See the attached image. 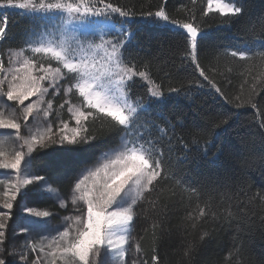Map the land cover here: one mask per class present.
<instances>
[{"label":"snow or ice","instance_id":"6c2138e0","mask_svg":"<svg viewBox=\"0 0 264 264\" xmlns=\"http://www.w3.org/2000/svg\"><path fill=\"white\" fill-rule=\"evenodd\" d=\"M248 5L249 0H207L201 16L215 12L233 24L264 23V13H252ZM184 9L180 5L174 14L169 0L139 12L113 0H0V42L8 35L4 10H21L34 25L23 46L8 50L7 65L0 56V170H11L0 171V264H149L141 244L149 234L151 264H164L161 253L177 189L182 198L188 194L185 208L190 209L182 220L180 264H201L197 258L213 238L205 225L229 221L232 213H219L202 187L178 174L179 165L218 159L224 149L214 141L243 140L240 133L247 126L260 146L249 152L245 168L254 164L264 179V119H256L264 117V73L249 82L251 72L245 69L239 91L229 95L232 69L219 73L227 81L221 87L213 78L217 67L203 65L210 55L203 46L208 38L203 21L191 9L179 15ZM142 31L167 36L168 61L174 66L178 57L191 67L192 78L172 86L154 76L151 61L132 52L151 48V39L136 40ZM223 54L242 62L258 59L264 66V39L229 45ZM240 109L255 110L253 119L241 120ZM10 141L17 147L9 154L4 148ZM174 144L182 153L176 162L171 160ZM44 149H53L45 154L57 159L42 170L62 172L56 183L71 177L63 197L49 176L33 171V153ZM233 184L237 196L248 195L246 176L237 178L230 167L223 185ZM30 185L45 188L61 208L70 203L74 214L63 218V230L49 228L46 219L28 220L48 235L38 231L39 239L30 238L17 260L15 248L9 252L7 247L15 234L8 221L14 204L20 206L18 195L23 198ZM253 198L264 200L260 194ZM20 207L33 217L53 216L50 210ZM239 255L233 244L222 264H238Z\"/></svg>","mask_w":264,"mask_h":264},{"label":"trees","instance_id":"16d2710c","mask_svg":"<svg viewBox=\"0 0 264 264\" xmlns=\"http://www.w3.org/2000/svg\"><path fill=\"white\" fill-rule=\"evenodd\" d=\"M113 2L121 6L134 8L139 12L147 9L149 4L155 5L158 0H113ZM225 2H228V0H225ZM180 5H184L185 9L179 15L183 16L186 14L187 9H191L197 15V18L203 21L202 28L208 33V38L203 42V46L205 51L210 54L207 60H203V65L206 68L210 66L217 67V73L213 78L220 83L221 87H225L227 81L219 73L225 72L226 68L232 69V72L228 74L232 84L226 89L229 95L239 91L240 84L244 80L241 72L245 71V69L251 72V76L248 77L249 82H251L252 77H260L261 73H264V66H261L258 59L254 62H242L223 54L229 45L240 47L244 42L264 39V23L253 19L251 23L233 24L215 12L210 13L208 17H202L201 11L207 6V0H197L195 5L191 3V0H169V7L174 11V14L175 9ZM248 7L252 13H264V0H249ZM4 14L9 17V24L6 29L8 35L4 41L0 42V56L6 60L7 51L23 46L26 39V31L33 28L34 25L21 14V10H4ZM147 39L152 41L150 49L146 48L142 51L132 49V52L143 61H151L154 76L163 79L166 85L170 83L172 86H179L184 81L192 78L189 75L192 72L191 67L182 66L178 57L175 58L174 66L171 61H168L170 53L166 50L169 48L170 41L167 36L161 33L149 35L142 31L141 35L136 38L138 41ZM133 43L135 44L136 41ZM217 50H219L221 55L218 57L211 55ZM242 65L244 67H241ZM261 95H264V92H261ZM73 99L75 100V97ZM60 102L61 100L56 103ZM239 111L243 113L241 120L251 121L253 119L255 110L240 109ZM63 117H68L66 110ZM256 119H264V117H257ZM96 127L99 128V125L97 124ZM251 131L254 132L255 129L253 128ZM248 133L249 127L246 126L240 133L243 140L233 136L232 143H225L223 138L214 141L217 148L224 149L223 154L218 159L213 160L212 157H209L207 160L181 164L177 168L178 174L185 181H188L194 187L203 188V196L210 195L212 197V202L219 213H232V219L229 221L220 219L205 225V228L213 231V238L197 258L201 261V264H222L233 244L240 248L238 264H259L260 259L264 257V225L261 224V220L264 219V200L253 198L256 194L264 196V187H261L264 184V179H261L260 172L254 164H250L249 167L245 168L244 163L248 159L249 152L254 147L259 148L260 145L259 138ZM180 148L181 146L178 144L173 145L171 153L173 162H176L177 157L182 155ZM52 151L53 149H44L35 153L34 156L37 159L33 161V164L39 174L49 176L55 185L68 187L70 176L63 179L62 182L56 183L57 175L63 176L62 172L53 171L49 175V173L42 170L46 166L45 162L51 163L57 159L53 155L45 154L52 153ZM215 151L216 149H213V152ZM230 167H234L237 178L242 174L246 176L247 184L244 187V191L248 192L247 196L242 194L237 196V189L234 184L228 188L224 187L223 177L226 170ZM187 196L188 194L184 193L182 198L181 191L177 189V195L171 197L172 201L175 202V207L169 214L170 218L167 222V228L170 231V236L165 241L161 253L164 256V264H180L181 262L182 252L180 245L185 238L182 220L186 211L190 210L185 208L188 203ZM31 197L35 198L34 196ZM167 197L168 193L166 192L165 198L167 199ZM46 199L43 196L39 203L44 205L47 202ZM187 238L191 239L192 236H187ZM153 242L150 234L146 235L141 242L142 248L147 253L145 259L149 261V264H151L150 257Z\"/></svg>","mask_w":264,"mask_h":264},{"label":"rangeland","instance_id":"374dc122","mask_svg":"<svg viewBox=\"0 0 264 264\" xmlns=\"http://www.w3.org/2000/svg\"><path fill=\"white\" fill-rule=\"evenodd\" d=\"M7 53H8V51H7ZM6 56H7V54H6ZM7 59H8V56H7ZM7 59L5 60L6 65H7ZM60 100H61V98L58 97L56 102L60 101ZM66 114H67V112H66ZM67 116H68V114H67ZM67 118H64V119H67ZM22 134H26L24 128H22ZM15 147H17V145L13 144L10 141L8 144L5 145L4 150L10 154ZM34 154L35 153H33V155ZM0 171L10 172L11 170H0ZM33 171H37L39 174V171L36 169L35 166L33 167ZM49 179H50V182L52 183L53 187H57L60 189L61 196L63 197V194L68 187H63V186L61 187L60 185H55L52 182V179L51 178H49ZM22 195H23V198H21V196H19V195L17 197V200L20 201V206L27 205L28 207H32V208H35V209L40 210V211L50 210L53 213V216L50 218L33 217V216H30L28 213L21 211V207L14 204V207L12 209L13 216L8 221V223L10 225V229L15 230V234H14L13 238L11 239V241L7 242V247H8L9 252H12L13 249L15 248L16 253H17V256H16L17 260L19 259L20 252L23 250L22 246L30 238L39 239V235H48L47 232L42 231L40 229H37V228H35V226L28 225L27 224L28 220L36 221V220L46 219L49 228H53V229L59 228L60 230H63V226H64L63 218L65 216H70V215L74 214L72 206L70 203H69L67 208H61L59 206L58 201L56 200V197L53 194L48 193L45 190V188H43V187H37L35 185H30L26 189L23 190ZM31 196H34L35 198H32ZM43 196L47 198L46 199L47 202L44 205L39 203V201H41ZM54 208H57V209H54ZM55 210H58V211H55ZM25 226L29 227V229H30L29 232L28 233L20 232V228L25 227ZM38 231H39V235H37ZM51 234L55 235V232H53Z\"/></svg>","mask_w":264,"mask_h":264}]
</instances>
